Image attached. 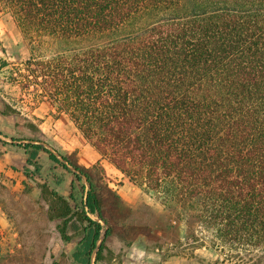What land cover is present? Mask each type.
<instances>
[{
	"label": "trees",
	"instance_id": "obj_1",
	"mask_svg": "<svg viewBox=\"0 0 264 264\" xmlns=\"http://www.w3.org/2000/svg\"><path fill=\"white\" fill-rule=\"evenodd\" d=\"M4 15L32 40L21 84L237 264H264V0H0ZM89 181L51 206L64 239L83 233L79 264L105 259L114 232Z\"/></svg>",
	"mask_w": 264,
	"mask_h": 264
},
{
	"label": "rangeland",
	"instance_id": "obj_2",
	"mask_svg": "<svg viewBox=\"0 0 264 264\" xmlns=\"http://www.w3.org/2000/svg\"><path fill=\"white\" fill-rule=\"evenodd\" d=\"M31 42L30 35L13 17H0V162L9 157L14 168L0 169V264H79L73 260V252L83 233L70 228L71 240L64 239L60 219L51 217V206L57 203V194L69 197L73 192L79 200H85L91 189L89 176L114 229L108 242L117 232L123 236L138 231L157 236L152 233L153 226L174 232L177 228L182 232L178 237L174 235L171 248H178L179 252L187 248L190 258L208 259L209 264H237V259L196 218H180L178 210L167 207L144 186L134 183L143 191L139 206L123 202L120 191L132 189L125 186L124 179H130L101 156L67 113L58 112L32 86L21 84H26V80L19 81L22 62L32 53ZM26 143L44 144L67 167L52 160L45 150L40 151L36 164H28ZM21 163L28 165V173L19 166ZM77 174L83 177L78 178ZM164 231L161 235L166 234ZM203 244L208 256L195 252Z\"/></svg>",
	"mask_w": 264,
	"mask_h": 264
},
{
	"label": "crops",
	"instance_id": "obj_3",
	"mask_svg": "<svg viewBox=\"0 0 264 264\" xmlns=\"http://www.w3.org/2000/svg\"><path fill=\"white\" fill-rule=\"evenodd\" d=\"M2 120L3 113L0 108V122ZM6 155H8V151H5L4 156ZM6 158H4V162H0V169L8 170L7 168H9L14 171V168H12L10 164L13 160L8 159L9 157ZM20 165L22 167L24 166L23 163L19 164V166ZM124 181L125 186H132V189L127 188L120 191L121 199L129 206H139L143 198V191L137 189L135 184L130 180L125 178ZM163 231L164 230H158L157 227L153 226L152 233L157 234V236H151L140 231L132 234V236H123L120 232H117L108 242L110 250L107 253V257L103 260H96L95 255V264H209L207 263L208 259L195 260L192 257L190 258L188 254L189 249L187 248L179 252L177 251L178 248L173 249L170 247V244L174 243L172 241L173 238H175L174 235L178 237L182 231H178L176 228L175 232L172 230L164 231L166 234L161 235ZM185 233H188L187 228ZM195 252L201 253L202 256H208L206 254V245L204 244L197 247ZM214 264L223 263L217 262Z\"/></svg>",
	"mask_w": 264,
	"mask_h": 264
}]
</instances>
